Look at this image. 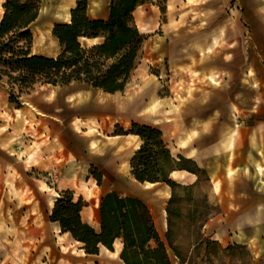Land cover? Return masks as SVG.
I'll return each instance as SVG.
<instances>
[{"label":"rangeland","instance_id":"obj_1","mask_svg":"<svg viewBox=\"0 0 264 264\" xmlns=\"http://www.w3.org/2000/svg\"><path fill=\"white\" fill-rule=\"evenodd\" d=\"M78 1L42 0L33 53L62 52L53 29ZM87 1L109 16L111 0ZM133 14L146 39L123 90L0 78V264H125L119 241L89 254L51 220L65 190L98 230L108 190L142 198L176 264H264V0H151ZM133 122L161 129L196 176L136 180L138 138L121 133Z\"/></svg>","mask_w":264,"mask_h":264},{"label":"trees","instance_id":"obj_2","mask_svg":"<svg viewBox=\"0 0 264 264\" xmlns=\"http://www.w3.org/2000/svg\"><path fill=\"white\" fill-rule=\"evenodd\" d=\"M149 1L111 0L106 18L90 16L88 1H78L71 10V21L54 26L53 33L62 52L51 57L32 51L31 25L39 16L42 0H7L0 22V78L8 76L21 90L34 89L37 83L67 85L73 81L110 93L123 90L137 66L146 39L133 13ZM162 9L165 11V7ZM121 133L138 135L142 141L130 160L136 180L175 187L179 183L171 177L172 172L187 169L197 173L183 164L188 160L184 155L173 154L169 139L161 129L133 122L131 129ZM101 179L102 175L98 181ZM173 198L174 194L170 201ZM85 205L82 197L75 200L73 191L65 190L56 199L51 220L59 222L63 232L82 242L87 253H99L100 245L113 250L118 239L122 244L120 257L125 264H176L151 207L142 198L116 190L105 193L99 205V230L83 219Z\"/></svg>","mask_w":264,"mask_h":264},{"label":"crops","instance_id":"obj_3","mask_svg":"<svg viewBox=\"0 0 264 264\" xmlns=\"http://www.w3.org/2000/svg\"><path fill=\"white\" fill-rule=\"evenodd\" d=\"M74 4H75V3H72L71 6L68 7V8H66V9L64 10L63 14H62V16H63V18L65 19L66 22H70V21H71V8L74 6ZM43 9H44V7H42L41 12H42ZM51 27H53V25H52ZM50 30H51V28H50ZM117 136H119V135H116V136H114V137H117ZM126 136H127V137H137V138H138V143H137L136 148H135V150H137V149L140 147L141 143H142L140 137H139L138 135H135V134H126ZM255 164H256V170H257L258 174H262L263 171H264V167H263V165L260 164L259 162H256ZM184 171H186V170H177V171H175V172L183 173ZM189 173H191V172H189ZM191 174H192L193 176H196V174H194V173H191ZM263 187H264V186H263ZM110 191H111V190H108L107 192H110ZM107 192H106V193H107ZM85 207H86V206H84V208H83V210H82V217H83V215L85 214V218H86V219H84V217H83V219H84L85 221H87L88 223H90L92 226H94V225L92 224V216L90 215V213H89L88 211H85V210H86ZM97 222H98V221H97ZM120 240H121V239H120ZM116 241H118V239H117ZM116 241H115V243H116ZM121 241H122V240H121ZM119 242H120V241H119ZM115 243H114V244H115ZM120 245H121V248H122V244H121V242H120ZM120 251H121V250H120ZM116 252H117V251H116Z\"/></svg>","mask_w":264,"mask_h":264}]
</instances>
